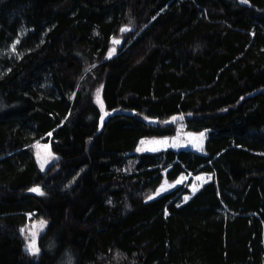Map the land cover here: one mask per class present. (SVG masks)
I'll return each mask as SVG.
<instances>
[{
  "label": "trees",
  "instance_id": "16d2710c",
  "mask_svg": "<svg viewBox=\"0 0 264 264\" xmlns=\"http://www.w3.org/2000/svg\"><path fill=\"white\" fill-rule=\"evenodd\" d=\"M181 114L203 153L136 154ZM0 264H264V0H0Z\"/></svg>",
  "mask_w": 264,
  "mask_h": 264
},
{
  "label": "rangeland",
  "instance_id": "374dc122",
  "mask_svg": "<svg viewBox=\"0 0 264 264\" xmlns=\"http://www.w3.org/2000/svg\"><path fill=\"white\" fill-rule=\"evenodd\" d=\"M129 30H130L129 27L124 28L125 32ZM27 34H28L27 30L24 29V31H22L19 34V37L16 40L19 41V43L17 44L15 42L14 44L16 51L15 52L13 51V46H14L13 45L9 50V53L6 52V55L17 56L19 54L18 53L19 44L21 40L27 36ZM120 43H123V40H120ZM174 117L175 119H173ZM174 117H172L170 120L165 121L164 124L176 125L178 132L175 136L171 135L161 138L144 139L142 140L143 143H141L140 146L138 147V149L140 150L139 151L137 150L136 154L140 156L141 154L162 152L164 150H174L177 152L180 150H189L197 153H203L205 142L208 139L210 131H203L200 132L199 134L190 133L185 128V116L181 114V115H176ZM165 127H169V126H165ZM201 133H203V136L200 135ZM49 137L52 138L53 136L51 135ZM51 146L52 144L50 141L48 142L41 141L36 143L35 145L36 158L43 172L46 171L58 172L59 170L60 160L57 155H54L52 153ZM129 165H130L129 168L133 170L132 161H130ZM212 177L213 176L211 173L206 174L204 172L199 171L196 174L189 173L188 175H183L175 183H171L167 180H164L162 186L158 189L155 197L161 196L165 193L172 192L174 190L176 191L178 190L181 202L182 203L187 202L193 196H195L205 184L209 183L212 180ZM28 193L35 196H40L31 191H29ZM39 221L40 220L32 221L23 229L22 234L26 241V248L28 243L33 238L32 233L36 232L37 229L41 227L38 223ZM46 228H47V224L46 226H43L42 231L38 232V238H37L38 243H39L40 235L43 232H45Z\"/></svg>",
  "mask_w": 264,
  "mask_h": 264
},
{
  "label": "snow or ice",
  "instance_id": "6c2138e0",
  "mask_svg": "<svg viewBox=\"0 0 264 264\" xmlns=\"http://www.w3.org/2000/svg\"><path fill=\"white\" fill-rule=\"evenodd\" d=\"M241 3H248V0H241ZM116 43H119V41H114ZM16 43L18 44L19 41H16ZM13 51L15 52L16 49H15V45L13 46ZM101 109H103V104H101ZM175 119V117L173 118ZM101 123H103V117H101ZM50 135V134H49ZM201 136H203V133L200 134ZM143 143V141L141 142ZM138 151L140 149H137ZM29 191L31 192H34L38 195H44V192L43 190L39 187V186H36V187H33V188H30ZM149 199H152V197H149ZM39 225L41 226L39 229H37L36 232H33L32 233V240L28 243L27 245V248L26 250L31 254V255H38L40 253V248H39V245H38V232L39 231H42L43 230V226H46L47 222L44 221V220H40L39 222ZM35 227V226H34ZM21 232L23 233V229L21 230Z\"/></svg>",
  "mask_w": 264,
  "mask_h": 264
},
{
  "label": "crops",
  "instance_id": "0c3cea01",
  "mask_svg": "<svg viewBox=\"0 0 264 264\" xmlns=\"http://www.w3.org/2000/svg\"><path fill=\"white\" fill-rule=\"evenodd\" d=\"M165 151V150H164ZM43 171V170H42ZM31 217V216H30Z\"/></svg>",
  "mask_w": 264,
  "mask_h": 264
}]
</instances>
